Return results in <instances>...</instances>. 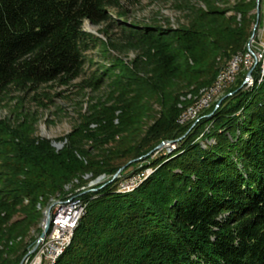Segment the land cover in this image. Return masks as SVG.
Returning <instances> with one entry per match:
<instances>
[{
    "label": "trees",
    "instance_id": "1",
    "mask_svg": "<svg viewBox=\"0 0 264 264\" xmlns=\"http://www.w3.org/2000/svg\"><path fill=\"white\" fill-rule=\"evenodd\" d=\"M120 1L0 0V100L11 89L26 93L49 83L67 85L81 75L89 50L100 46L108 54L107 45L82 25L104 26L105 33L117 23L110 9H118ZM200 1L204 9L193 11L187 27L122 23V42L109 47L138 52L132 68L117 61L128 88L111 78L112 104L94 106L62 151L54 153L43 143L9 147L17 170L0 173V264L21 263L32 245L19 239L41 221L36 206H47L53 194L65 196L63 186L77 180L74 195L86 184L85 175L108 181L82 196L84 215L54 264H264L260 66L251 73V88L241 87V74L220 104L199 115V123L178 122L194 104L192 97L210 88L234 57L245 54L260 20L255 14L259 5L236 0L219 11L213 0ZM227 11L234 15L225 18ZM92 79L90 86L101 81L96 75ZM187 95L191 99L180 100ZM151 103L160 108L159 116L141 132ZM167 141H176L171 154L153 157ZM144 156L135 172L151 168L153 173L134 191L119 193L137 163L121 179L111 178Z\"/></svg>",
    "mask_w": 264,
    "mask_h": 264
},
{
    "label": "rangeland",
    "instance_id": "2",
    "mask_svg": "<svg viewBox=\"0 0 264 264\" xmlns=\"http://www.w3.org/2000/svg\"><path fill=\"white\" fill-rule=\"evenodd\" d=\"M213 2L215 4V9L224 11L233 7L237 1L226 0L225 4H222L220 0H213ZM258 7L260 20L258 24H255L256 27L255 25L252 27V32L254 30L253 39H249L245 54H239L237 57H234L231 62L226 64L227 68L225 67L226 69L223 70L224 72L222 71L217 76L215 83L210 88L201 90L199 92L198 98L192 97V101L195 99L194 104H196L197 100L202 95H209L212 90L211 88L216 84V82H218L219 77L224 75L225 72L227 73L228 66H232L234 62H236L237 65L233 70L234 75L232 76L231 80L229 79L225 82H222L221 85L223 87L218 90V93L214 95L213 98H211L207 107L201 110L193 118L186 120L187 122L192 121L194 123L193 126L200 122L201 118L199 115L201 113L207 110L211 105L215 103H221V101L226 96L227 89L237 81V79L240 77L239 75L244 74L242 77L241 87H252L254 82L252 77L247 83L244 82L247 73L254 65L253 60L247 58V51L249 48L251 52H256L253 41L258 42L259 44H264V5H262V1L259 2ZM196 9H204L200 0H122L120 1L118 9H110L111 18L114 19V21H117V23L107 29L105 33L104 26H92L88 22H84L82 25L83 31L104 42L107 45V49H109L108 54L107 52L102 53V47L100 46L89 50L85 54L86 62L81 75L67 85H61L57 82L49 83L37 88L35 91H28L26 93L11 89L8 91L6 96L1 98L0 173L3 172L6 175L14 174L17 170L15 167L16 165L14 164L13 153L11 152V149H9L10 146L13 147L14 145L19 144L28 145L31 143H43L47 145L54 153H59L62 151L67 146V138L71 131L78 124L82 123V120L92 112V108L94 106H99V104L108 106L109 104H112V98L114 96L111 94V92L109 100V83L112 80L111 78H117L122 89L128 88L129 79L124 77V75L121 73V67L118 66L119 63H117V61H120L128 68H132L131 62L137 57L138 52L134 50L123 49L121 51H117L109 47L110 43L114 44V42H122V23L136 27H158L162 29L176 30L178 28L187 27L191 24L192 18L194 16L193 11ZM233 15L234 14L231 11H227L223 16L225 18H229ZM239 19L240 17L236 16V20ZM119 23L122 25H117ZM257 65L262 68L261 64ZM109 69L110 74L109 71L108 74H106L107 70ZM261 71L264 70L261 69ZM260 74L262 76V72H260ZM94 75H96V78H101V81L96 86H90L89 82L93 81L91 78ZM183 92L185 93V90H182L181 93ZM184 99L189 100L191 99V96L187 95L185 98H180L181 101ZM192 107L190 106L186 109V111L190 110ZM150 111L151 112H149L148 118L142 120L143 125L141 132L143 131L144 127L146 129L149 128L158 118L160 108L155 103H151ZM117 114L118 112H115L114 116ZM206 118H210V116ZM113 123H116V121L114 120ZM90 128L94 129L95 125H90ZM208 128L209 126H207L206 130H208ZM146 129L144 131H147ZM212 143V141L208 142L209 145ZM174 149L175 146H172L170 151L169 149H162L160 152L165 155H170ZM156 155L154 154L153 157ZM146 157L147 156L142 157V159L137 162L136 170L132 172L131 176L127 177L128 181L130 179H139L140 177V180L135 183L134 188H132L131 191H134L153 173L151 168L135 172L137 169H141L142 166H140V162L144 161ZM142 173L145 176H141ZM120 175L116 179H121ZM19 178L23 179V177ZM82 179L86 182L84 186L78 188L79 183L77 180H74L71 183L63 186L62 192L65 193V196L63 195V197H59V193L56 195L53 194L47 199V206L43 204L41 206V203L40 205L36 206L37 210H39L43 216L41 217L39 226L37 228H35V226H29L23 237L19 239L22 241V244L28 243V245H32V247L29 249L30 251L36 247V241L42 232V222L45 218L47 208L51 206L50 203L57 202L59 200H67L72 196L71 194L74 193L73 186L76 185H78L76 187L78 190H82L78 193L81 194L80 198L77 199L86 203L82 199V196L96 193L98 186H103L108 181V178L103 175L95 179H92L90 175H85ZM125 185L129 186L130 183H126ZM76 188L75 190H77ZM121 190H123L122 183L119 186L118 192L122 193L123 191ZM131 191L129 190L126 192L129 193ZM25 203L26 201L23 204ZM83 215L84 214H81L80 219H82ZM19 218L20 217L18 215L14 216L11 222H15ZM15 241H17V238ZM37 253L38 251L35 250L34 253L26 258L29 259L27 262L28 264ZM26 259L24 260L23 264H25Z\"/></svg>",
    "mask_w": 264,
    "mask_h": 264
},
{
    "label": "built area",
    "instance_id": "3",
    "mask_svg": "<svg viewBox=\"0 0 264 264\" xmlns=\"http://www.w3.org/2000/svg\"><path fill=\"white\" fill-rule=\"evenodd\" d=\"M253 44H255L254 49L256 52H251L250 50V59L255 63L258 62V58H260V46H264V44H259L255 41H253ZM236 65L237 64L235 63L232 66H228V72L219 77V81L216 82L215 88H213L212 94H210L209 98L218 93V85L230 79V72H233ZM209 98H207V100ZM207 100H200L196 104H193L191 110L196 109V106L205 105ZM185 112L183 114H185ZM183 114L180 117L179 123H183ZM141 176L145 175L142 173ZM138 180H140V177L139 179H130L129 181L122 182V189L131 191ZM126 183H130V185L127 186L125 185ZM80 191L82 190H78L74 195L69 197L65 204H59V214L49 216L50 225L48 231L43 238H39V243L36 244L35 249L38 253L29 264H47L51 257L58 255V249H61V247L64 246V242H66L69 233L72 231V224H75L76 217L84 213L80 212V208H77V198H80L81 196V194H78ZM28 260L29 259H27V262Z\"/></svg>",
    "mask_w": 264,
    "mask_h": 264
},
{
    "label": "bare ground",
    "instance_id": "4",
    "mask_svg": "<svg viewBox=\"0 0 264 264\" xmlns=\"http://www.w3.org/2000/svg\"><path fill=\"white\" fill-rule=\"evenodd\" d=\"M262 5H264V1H262ZM248 54H247V58L250 59V49L248 48ZM245 58V57H244ZM245 61V60H244ZM236 62H234L235 64ZM247 63V62H246ZM255 64H261V69L264 70V46H260V58H258V62H255ZM224 72V71H223ZM262 72V75H264V71H261ZM226 73V72H225ZM234 72H230V80L232 78V76L234 75L233 74ZM229 80V79H228ZM219 81V80H218ZM227 84V83H226ZM225 84V85H226ZM223 86L220 84L218 85V90L220 88H222ZM213 88H215V85L211 88V92L210 94H212V91H213ZM205 94V93H204ZM210 94L209 95H205V96H201L198 101L200 100H207V98L210 97ZM214 96V95H213ZM213 96L211 98H213ZM211 98H209L207 101H206V104L203 105V106H196V109H193L191 110H187V111H190V112H185V114H183V122H185L186 120L188 119H191L193 118L195 115H197L202 109H204L205 107H207L209 101L211 100ZM197 101V102H198ZM196 102V103H197ZM192 107V106H191ZM193 108V107H192ZM170 151V150H169ZM123 192H126V191H129V190H121ZM64 199V198H63ZM69 199V198H68ZM68 199L64 200V201H57V202H53V203H50L51 206L49 208H47L46 212L49 211V216H54L56 214H59V204H65L66 201H68ZM77 208H80V212H84V209H85V206H84V203L80 200L77 199ZM52 211V212H51ZM84 214V213H83ZM81 216V215H80ZM80 216H77L76 219H75V224H72V231L69 233V237H67V240L66 242H64V246L61 247V249H58V255H55L53 257H51L50 261H48L47 264H54L56 262V260L63 254V252L65 251V249L69 246L70 242H71V238H72V235H73V232L78 224V222L80 221ZM43 217V216H42ZM43 223V222H42ZM39 238L38 237V240L36 241V244L39 243ZM25 264H27V259L25 261Z\"/></svg>",
    "mask_w": 264,
    "mask_h": 264
},
{
    "label": "water",
    "instance_id": "5",
    "mask_svg": "<svg viewBox=\"0 0 264 264\" xmlns=\"http://www.w3.org/2000/svg\"><path fill=\"white\" fill-rule=\"evenodd\" d=\"M259 2H260V0H257V4L259 5ZM255 14H256V21H258V19H259V7H257L256 8V12H255ZM255 27H256V25H255ZM254 31V30H253ZM253 35H254V33L252 34V36H251V40L253 39ZM255 67H256V64L254 63V65L252 66V68L249 70V72L247 73V75H246V77H245V79H244V82L245 83H247L250 79H251V73L253 72V70L255 69ZM218 107V106H217ZM179 122V121H178ZM187 122V121H186ZM186 122H183V123H186ZM183 123H179V124H183ZM177 141H179V140H177ZM175 144H176V141H167V142H163V143H161L159 146H157L156 148H155V155L156 154H158L159 152H160V150H162V149H171L172 148V146H175ZM148 156V155H147ZM142 158H139V159H137V160H134V161H131V162H129L126 166H124V167H122L121 169H119L118 171H117V173L113 176V178H112V180H111V182L112 181H114V180H116V178L129 166V165H131V164H135V163H137V162H139L140 160H141ZM49 225H50V218H49V211H47L46 213H45V218H44V220H43V223H42V232L40 233V235H39V237L40 238H43L44 237V235H45V233L48 231V228H49ZM35 249H36V247L32 250V251H30L24 258H23V260L21 261V263L20 264H23L24 263V260L29 256V255H31L32 253H34V251H35Z\"/></svg>",
    "mask_w": 264,
    "mask_h": 264
}]
</instances>
